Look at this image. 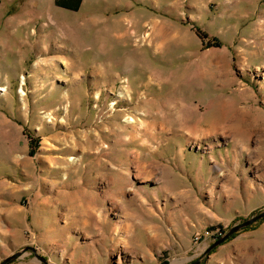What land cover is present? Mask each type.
I'll list each match as a JSON object with an SVG mask.
<instances>
[{"label": "rangeland", "instance_id": "obj_1", "mask_svg": "<svg viewBox=\"0 0 264 264\" xmlns=\"http://www.w3.org/2000/svg\"><path fill=\"white\" fill-rule=\"evenodd\" d=\"M261 212L264 0H0V263L264 264L208 251Z\"/></svg>", "mask_w": 264, "mask_h": 264}, {"label": "water", "instance_id": "obj_2", "mask_svg": "<svg viewBox=\"0 0 264 264\" xmlns=\"http://www.w3.org/2000/svg\"><path fill=\"white\" fill-rule=\"evenodd\" d=\"M263 217H264V212H261L257 215L250 217L249 219H246L242 223H238L237 225H234L232 228H230V230L228 232H226L222 237H220L217 241H215L211 245V247L208 249V251H211L213 248L220 245L222 242H224L227 238H229L234 233H236V232L240 231L241 229L251 225L252 223L256 222L257 220H259ZM28 248H31V247H28ZM20 254H21V252H17L15 254H13L12 256H9V257L5 258L0 264H6V263L12 261L13 259L17 258ZM197 263H198V261L191 263V264H197Z\"/></svg>", "mask_w": 264, "mask_h": 264}, {"label": "trees", "instance_id": "obj_3", "mask_svg": "<svg viewBox=\"0 0 264 264\" xmlns=\"http://www.w3.org/2000/svg\"><path fill=\"white\" fill-rule=\"evenodd\" d=\"M55 2L63 8L77 11L80 8L82 0H55Z\"/></svg>", "mask_w": 264, "mask_h": 264}]
</instances>
